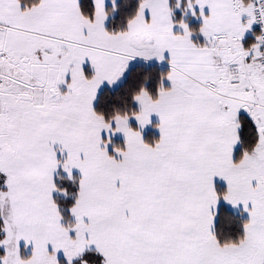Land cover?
Segmentation results:
<instances>
[{"label": "snow or ice", "instance_id": "snow-or-ice-1", "mask_svg": "<svg viewBox=\"0 0 264 264\" xmlns=\"http://www.w3.org/2000/svg\"><path fill=\"white\" fill-rule=\"evenodd\" d=\"M0 264H264V0H0Z\"/></svg>", "mask_w": 264, "mask_h": 264}]
</instances>
